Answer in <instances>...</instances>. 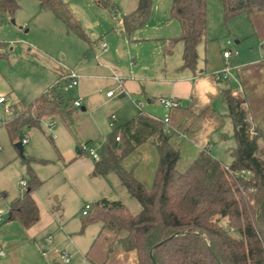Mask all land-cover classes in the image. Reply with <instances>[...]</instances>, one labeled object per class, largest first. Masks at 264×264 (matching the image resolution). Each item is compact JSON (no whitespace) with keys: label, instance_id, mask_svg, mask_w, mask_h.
I'll return each mask as SVG.
<instances>
[{"label":"trees","instance_id":"obj_1","mask_svg":"<svg viewBox=\"0 0 264 264\" xmlns=\"http://www.w3.org/2000/svg\"><path fill=\"white\" fill-rule=\"evenodd\" d=\"M37 1L42 9H50L63 21L69 31L89 38L64 0ZM220 1L224 24L242 13H264V0ZM97 3L112 12L117 10L114 0ZM152 4L153 0H137L136 9L123 15L126 36L148 21ZM18 8V0H0V18L14 17ZM170 13L178 20L181 32L169 40V45L181 41V68L195 69L198 45L207 34L208 0H172ZM63 90L60 87L46 91L24 108L16 107L13 116L4 121L11 138L25 128L40 126L42 120L72 112L73 100L65 99ZM221 95L228 105L235 139L229 164L204 148L181 168V151L172 143L177 131L143 111L106 136L93 174L107 179L115 174L141 204L139 211L132 212L120 200L102 198L92 204L87 215H82L83 227L101 221L113 234L106 257L119 246L125 251L134 250L138 264H264V133L249 119L244 95L235 94L230 87L224 88ZM147 141L158 153L150 188L135 176L134 168L123 164ZM23 161L29 180L23 195L11 202L9 219L30 227L40 219L33 192L42 181L31 159L23 157Z\"/></svg>","mask_w":264,"mask_h":264},{"label":"rangeland","instance_id":"obj_2","mask_svg":"<svg viewBox=\"0 0 264 264\" xmlns=\"http://www.w3.org/2000/svg\"><path fill=\"white\" fill-rule=\"evenodd\" d=\"M64 1L72 12L73 9L77 11L78 14L73 13L81 20L88 39L69 31L63 21L50 9H42L37 0H18L19 8L14 17L0 18V95H5L8 103L19 107L31 104L38 95L51 89L60 80L63 70L71 67L79 73L82 63L87 67L101 68L102 65L101 73L104 75L94 78L93 81L92 92L96 95L91 102L96 106L94 112L89 108L83 111L78 107L71 115L50 118L51 122L45 119L40 126L25 128L15 139L10 137L4 125L10 115L5 114L3 106L0 105V156L9 159L6 165L0 163V212L3 214V219H0V241L16 240L18 254L24 264H52L55 261L61 264H92L86 259V251L96 237L101 221L88 223L81 232L83 216L80 205L83 203L82 198L91 204L90 196L86 195L83 186L86 184L90 192H93L94 177L82 167L86 164L85 161L92 162L93 157L90 151H84L82 156H78L84 160L83 163L73 166L72 162H68L66 152L70 149L76 154V147L90 138L88 144H92L100 153L106 136L120 123L139 113L141 109H137V104L143 101L140 98L136 101L129 94L120 96L123 90L110 76L113 72L106 62L112 61V46L106 37L117 35V30H120L118 23L122 15L128 13L125 0H114L120 10L114 12L115 14L97 4L98 7L96 0ZM132 1L137 3V0ZM159 1L162 6L165 3L167 5L168 22H161L160 18L149 19L131 34L135 39L132 41L135 54H127V59L130 61V57H134L132 64L137 61L142 68L149 67L159 59L155 50L160 41L153 36L164 30L169 35H175L180 30L178 20L168 10L172 0ZM208 6V34L209 39L212 38L209 41L225 44L228 41L223 35L226 28H218L224 25L222 3L220 0H208ZM95 10L102 12L97 14V19H94ZM101 29H105V32L99 36L97 31ZM102 44L107 46L105 51H101ZM162 50L164 53V47ZM136 54L140 55V59L137 60ZM175 57L177 52L174 46L172 59ZM102 61L107 63L106 66ZM99 71L100 69L95 70ZM81 81L82 76L76 87L63 90L65 99L77 95ZM60 87L63 88L62 82L56 86L59 89ZM108 92H113L112 97H108ZM112 116L119 118L114 126L110 125ZM226 133L227 143L235 144L232 129ZM23 137H27V141L23 143L24 156H21L15 143L23 141ZM133 152L127 158L130 160V168L135 171V167H142V164L135 162ZM153 152L151 157L146 156L149 158L143 168L146 179H149V184L145 183L149 187L153 185L158 164L155 148ZM23 157L31 159V166L42 181L34 190L38 197L40 222L31 228H25L19 222L13 221L20 226L15 229L8 225L11 222L7 210L9 199L1 191L7 190L8 197H11L19 192L21 180L28 182L29 175ZM229 160L230 153L227 152L223 161ZM110 179L114 186L113 198L122 201L132 212L139 211L140 202L128 192L120 179L115 174H111ZM63 251L71 256L69 263L62 258Z\"/></svg>","mask_w":264,"mask_h":264},{"label":"crops","instance_id":"obj_3","mask_svg":"<svg viewBox=\"0 0 264 264\" xmlns=\"http://www.w3.org/2000/svg\"><path fill=\"white\" fill-rule=\"evenodd\" d=\"M125 2L127 3L126 9L128 13L136 9L137 3L135 1L133 2L132 0H125ZM97 4L98 3H96V5ZM166 6V3L162 6L161 1L153 0L149 19L160 18L162 19L161 22L164 20H167L168 22L169 19L166 16ZM168 10H171V6L170 9L168 8ZM116 11H120L118 6ZM73 12L78 14L75 9H73ZM110 12L112 14L114 13L112 11ZM93 13H95L94 19H97V14H101L102 12L95 10ZM76 14L74 15L76 16ZM123 15L118 23L120 25V30H117V35L112 34L111 36H108V38L106 37L107 42L112 46V51L110 53L112 61H106L109 64L104 63V61H102V63L105 66L106 64L110 65L109 68L113 72H111L112 75L110 76L121 86V89L123 90V92L120 94L121 97L129 94L133 96V99L136 101L140 98L144 102L139 101V104H137L135 101V103L139 105H136L137 109H141V111L152 116L153 118H160L161 120L168 118V122H165L167 128H172L177 131L172 137V143L181 151V168L188 166L192 159L197 157L204 148H208L215 157L223 161L227 152L230 153V149L232 148L231 146L235 145L233 143H227L226 132H230L232 129L233 137V123L228 115V105L221 95V92L224 88L230 87L235 94H242L246 97L249 119L254 126L259 127L264 133L263 12H257L251 16L242 13L229 20L226 24L222 25V28L221 25L220 27L218 26L219 30L226 28L223 35H225L227 40L232 41V44L230 45L227 42H225V44H220L219 42H210L209 40L212 38L209 39V28H207L205 40L198 45L199 57L195 69L181 68L183 64L182 54L184 47L181 41H177L172 46L169 45V40L171 38L179 36L181 27L178 33H174L175 35H169L168 32L164 30L160 34L153 36L157 37L156 39L160 41L158 44L159 47L155 50L156 57L159 58L157 59L158 61L153 62L149 65V67L143 68L139 66L137 61L132 64L134 57H130V61H128L127 54H135V52L132 50V41L135 39H133L131 35L126 36L123 33ZM209 16L208 6L207 24H209ZM104 32L105 29L97 31L99 36L103 35ZM123 34L124 36H121ZM138 39L139 38H137V40ZM102 46L103 44L101 45V51H105ZM174 46L176 48L177 57L172 59ZM163 47L164 53L162 50ZM228 48L231 49L232 54L230 57L225 58L223 56V51ZM136 57L137 60L140 59V55L136 54ZM82 65L83 66L79 67V73L70 67L69 69L67 68L63 70L61 76L70 70L76 72L80 77L82 76V81L77 91V95L70 99L74 100L75 98L81 97L83 100L81 109L85 111L86 108H89L91 112H94L96 106H94L91 102V100L96 95L94 92H92V88H94L93 81L94 78L104 76L101 73L102 65L101 68L96 66L87 67L83 63ZM225 67L229 69L227 78L217 79L215 76L216 72L222 70ZM99 69V72H95V70L97 71ZM160 97L175 98L179 105L177 107L168 108L158 100ZM26 105L21 106V108L25 107ZM14 106L19 107L18 105ZM76 108L78 107L73 105V110ZM71 113L72 112L66 116L71 115ZM10 117L12 116L10 115ZM46 120H49V122L52 121L50 118H47ZM127 120L123 121L122 123L126 122ZM116 122H119V118L116 117V119H114L112 116L110 125L114 126ZM27 137H23L22 140L24 138L27 139ZM52 137L54 138V136ZM88 141L90 142L91 139L87 138L85 143H88ZM82 145L76 147V154H74L70 149H68L66 152L68 162H72L73 166L78 164L80 165V163H83L82 161H84L82 158L78 157L82 156L84 152L82 150ZM16 148L18 151H20L17 146ZM154 148L155 146L151 142H145L133 152V157L136 160L135 162H137V164H142V167H135V176L145 185V182L149 184V179H146L143 168L145 161L149 158L146 156L149 155L151 157L154 153ZM63 157L66 156L63 154ZM231 160L232 156L230 153V160L223 162L225 164H229ZM8 162L9 159L7 157L0 156V163L2 165H6ZM90 162L88 163L85 161L84 163L86 164H83L82 168L86 169L89 174L92 173L94 177L92 178L94 183V189L92 190L93 192H90L89 188L85 186L86 184L83 186L86 195L90 196L89 202H91V205L95 201L102 198L116 200L113 198L114 186L110 176L107 179L104 176L93 174L95 160L93 159V161L91 163ZM123 164L126 168L131 167L130 160L127 157L124 159ZM102 179H104V181ZM22 181L25 180H21V182ZM21 182L19 192H16L11 197H8L7 190L1 191L3 195L9 199L7 204L8 214L11 202L16 198L21 197L27 188L26 187L24 189ZM146 186L150 188L148 185ZM33 196L37 202L38 197L35 196L34 192ZM82 202L83 203L80 205L81 214L84 206L88 204V201H86V199L83 201V198ZM9 220L11 221L8 224L9 227L15 229L20 228V226L14 224V222L17 220ZM39 222L40 219L34 225L25 228H31L37 225ZM20 225L24 227L21 223ZM84 227L82 222V227L80 229L81 232L83 231L82 229ZM113 239V234L108 229H105L101 222L96 237L92 243H90L88 251H86L87 261L89 260L91 263L96 264H138L137 254L134 250L125 251L119 246H116L111 254L106 257L108 245ZM15 242L16 240L14 239L5 240L3 242L0 241V249L5 251V254L0 256V264H24L19 257L18 246ZM34 259L35 258H33V260Z\"/></svg>","mask_w":264,"mask_h":264},{"label":"built area","instance_id":"obj_4","mask_svg":"<svg viewBox=\"0 0 264 264\" xmlns=\"http://www.w3.org/2000/svg\"><path fill=\"white\" fill-rule=\"evenodd\" d=\"M227 43L230 45V44H232V41L231 40H228ZM102 47H103L104 50L107 49V46L105 44H103ZM231 54H232V51L229 48L223 51V56L225 58L230 57ZM228 70L229 69L227 67H225L222 70L216 72V75H215L216 78L217 79H225V78H227V76H228ZM79 77L80 76L76 72L70 70L67 73L63 74L60 77V80H57L55 82V84H53V86L51 87V89H49L47 91L50 92V91L54 90L56 88V86L58 84H60L61 82L63 83V89L64 90L72 89V88H74V87H76L78 85ZM108 95L109 96H112L113 95V92H108ZM158 100L162 104H164L166 107H168V108L177 107L179 105L178 101L175 98L160 97ZM82 104H83V100H82L81 97L75 98L73 100V105L75 107H81ZM0 105L3 106L4 113L5 114H8V115H13L14 112H16V110H17L16 107L13 104L8 103V100H7L6 96H4V95H0ZM113 118L116 119L115 116H113ZM163 121L164 122H168V118H165ZM118 139H119V137H118ZM26 141H27V139L24 138L23 139V143L26 142ZM82 150L83 151H90L92 153V157H93V159L95 161H97V160L100 159V153H98L96 151L95 147L92 144L84 143L82 145ZM21 183H22V185H23V187L25 189L27 187V182L26 181H22ZM91 206L92 205L89 204V203L86 204L84 206L83 210H82V214L83 215H87L88 212H89V210L91 209ZM0 219H2V214L1 213H0ZM4 254H5V251L2 250V249H0V256H2ZM61 255H62V258L64 259V261L66 263H69L70 262L71 256L67 252L63 251Z\"/></svg>","mask_w":264,"mask_h":264},{"label":"water","instance_id":"obj_5","mask_svg":"<svg viewBox=\"0 0 264 264\" xmlns=\"http://www.w3.org/2000/svg\"><path fill=\"white\" fill-rule=\"evenodd\" d=\"M13 21H14V20H13ZM16 146L19 148L21 155H23V154H24V145H23V141H18V142L16 143Z\"/></svg>","mask_w":264,"mask_h":264}]
</instances>
